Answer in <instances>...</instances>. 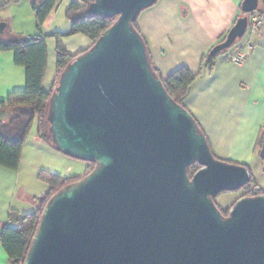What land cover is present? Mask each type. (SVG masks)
<instances>
[{
    "label": "water",
    "instance_id": "1",
    "mask_svg": "<svg viewBox=\"0 0 264 264\" xmlns=\"http://www.w3.org/2000/svg\"><path fill=\"white\" fill-rule=\"evenodd\" d=\"M157 1L88 6L117 19L63 70L48 121L58 151L96 166L50 198L24 264H264V194L239 198L227 216L215 201L250 183V168L214 156L134 27ZM258 7L243 1L245 15L212 55L244 36ZM260 157L264 170V135Z\"/></svg>",
    "mask_w": 264,
    "mask_h": 264
},
{
    "label": "crops",
    "instance_id": "2",
    "mask_svg": "<svg viewBox=\"0 0 264 264\" xmlns=\"http://www.w3.org/2000/svg\"><path fill=\"white\" fill-rule=\"evenodd\" d=\"M73 1L76 0H58L49 17L38 26L31 0H0V22L6 23L0 35L9 38L11 34L32 37L68 33L71 23L66 12ZM243 1L158 0L140 13L137 22L152 61L164 78L183 66L193 73L203 68L185 105L206 132L213 152L222 160L259 170L263 168L260 140L264 135V27L255 37V46L244 63L232 60L240 48L238 44L218 55L213 67L202 63L242 15ZM60 41L71 54L93 44L82 33L62 36ZM47 44L48 66L43 88L49 91L58 74L57 38L48 37ZM25 87L26 68L16 63L13 51L0 50V101ZM10 117L8 108H0V121L8 122ZM61 154L38 137L36 122L25 142L19 168L12 170L0 165V234L11 210L20 215L36 210L35 198L49 190L38 178L42 170H49L43 163ZM85 166L84 172L75 176L83 175L88 163ZM0 264H10L1 244Z\"/></svg>",
    "mask_w": 264,
    "mask_h": 264
},
{
    "label": "trees",
    "instance_id": "3",
    "mask_svg": "<svg viewBox=\"0 0 264 264\" xmlns=\"http://www.w3.org/2000/svg\"><path fill=\"white\" fill-rule=\"evenodd\" d=\"M31 1L38 26H41L44 23L58 4V0ZM92 2L93 0H76L69 5L66 12V18L71 23V29L68 33L55 32L48 35H36L32 37L11 34L12 37L9 38L8 36L0 35V50L13 51L16 63L26 68V87L22 90L13 91L5 100L0 101V108H8L11 112V117L8 122L0 121L1 166L12 170L19 168L25 142L36 122L38 137L55 147L52 141V135L49 131L48 111L50 99L58 85L60 75L73 59L92 47L100 35L117 19V17L109 18L87 14L88 6ZM244 15L245 14L242 12L241 16ZM137 21L138 18L133 24L141 33ZM77 33H82L90 37L93 40V44L83 51L71 54L61 43L60 38L62 36ZM50 36L57 38L56 53L58 74L52 88L49 91H46L43 88V80L48 66L47 38ZM240 40L241 39H238L233 46L237 45ZM147 50L150 55L148 45ZM227 50L228 49L222 50L216 55H212L210 51L208 55L203 58V65L213 67L218 55ZM150 59L154 70L162 79L168 93L177 103L188 109L185 105V100L190 93L193 83L203 74V68L199 73H193L188 67L183 66L171 73L167 78H164L159 69L154 65L151 55ZM198 124L200 129L207 136L199 122ZM261 143L262 139L260 140V145ZM213 154L216 158H219L214 152ZM87 163L90 164L89 162ZM91 163L94 164V167L96 166L95 162ZM94 167L90 170L88 166L86 172L79 176L65 177L47 170H42L39 173L38 178L48 185V192L42 197L35 198L36 210L32 213L20 215L16 210H11L8 222L4 223L3 231L0 234V244L6 250L10 264H24L34 234L39 226L44 208L50 198L66 185L82 179L86 174L91 172ZM200 168L201 166L198 163L191 165L189 167L190 177H192ZM242 189L246 191L244 196H257L264 194V188L255 181L252 171L250 183L245 185ZM217 205L224 216L229 214V210L233 206L232 205L227 209H222L218 203ZM16 224L17 226L14 227Z\"/></svg>",
    "mask_w": 264,
    "mask_h": 264
},
{
    "label": "rangeland",
    "instance_id": "4",
    "mask_svg": "<svg viewBox=\"0 0 264 264\" xmlns=\"http://www.w3.org/2000/svg\"><path fill=\"white\" fill-rule=\"evenodd\" d=\"M87 162L75 159L72 157H69L65 154H61L57 158L53 159H46L45 163H43L45 166L49 167L50 171L51 169H54L57 172V174H60L65 177L69 176H75L77 174H80L84 172ZM89 169L91 170L94 167L93 163L88 164ZM252 175L255 179V181L261 185L264 188V170L263 168L256 170L254 168L251 169ZM53 172V171H51ZM55 173V172H53ZM84 174V173H83ZM246 194V191L244 189H240L237 191H225L219 193L216 197L215 200L219 204V206L222 209H227L230 206L233 205L239 198L244 196Z\"/></svg>",
    "mask_w": 264,
    "mask_h": 264
},
{
    "label": "built area",
    "instance_id": "5",
    "mask_svg": "<svg viewBox=\"0 0 264 264\" xmlns=\"http://www.w3.org/2000/svg\"><path fill=\"white\" fill-rule=\"evenodd\" d=\"M264 27V0H259V7L249 14L248 26L244 36L240 40L241 47L232 57V60L236 64H242L249 58L251 51L253 50L255 43L254 39L260 33V30Z\"/></svg>",
    "mask_w": 264,
    "mask_h": 264
}]
</instances>
